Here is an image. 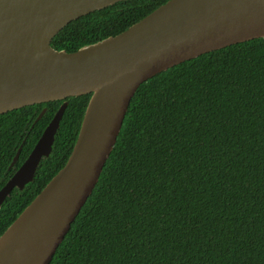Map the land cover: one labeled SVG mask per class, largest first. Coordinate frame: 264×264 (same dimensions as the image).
Segmentation results:
<instances>
[{"label": "trees", "instance_id": "1", "mask_svg": "<svg viewBox=\"0 0 264 264\" xmlns=\"http://www.w3.org/2000/svg\"><path fill=\"white\" fill-rule=\"evenodd\" d=\"M168 1L119 2L70 23L52 46L76 52ZM90 98L66 100L52 154L0 209V236L66 165ZM63 102L0 115V190ZM50 264H264V38L204 54L138 88Z\"/></svg>", "mask_w": 264, "mask_h": 264}, {"label": "water", "instance_id": "2", "mask_svg": "<svg viewBox=\"0 0 264 264\" xmlns=\"http://www.w3.org/2000/svg\"><path fill=\"white\" fill-rule=\"evenodd\" d=\"M123 1L129 0H0V115L64 101L0 190V209L52 154L66 100L91 95L66 165L0 236V264L52 262L97 186L142 84L204 54L264 38V0H169L126 31L76 52L52 46L70 23Z\"/></svg>", "mask_w": 264, "mask_h": 264}]
</instances>
